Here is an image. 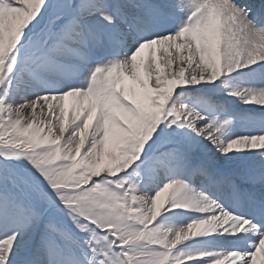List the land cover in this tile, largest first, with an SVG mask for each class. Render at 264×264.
Returning a JSON list of instances; mask_svg holds the SVG:
<instances>
[{"label":"snow or ice","instance_id":"6c2138e0","mask_svg":"<svg viewBox=\"0 0 264 264\" xmlns=\"http://www.w3.org/2000/svg\"><path fill=\"white\" fill-rule=\"evenodd\" d=\"M257 111L264 0H0V264H264Z\"/></svg>","mask_w":264,"mask_h":264},{"label":"bare ground","instance_id":"6f19581e","mask_svg":"<svg viewBox=\"0 0 264 264\" xmlns=\"http://www.w3.org/2000/svg\"><path fill=\"white\" fill-rule=\"evenodd\" d=\"M146 54V52L145 53H142V55H145ZM258 107V106H257ZM241 110H243V106H241ZM258 112V111H257ZM255 151H259L258 149L257 150H255Z\"/></svg>","mask_w":264,"mask_h":264}]
</instances>
